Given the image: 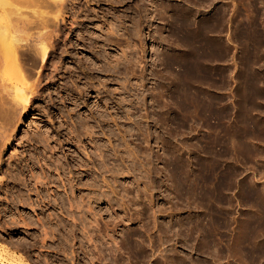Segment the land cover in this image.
<instances>
[{
  "label": "rangeland",
  "instance_id": "obj_1",
  "mask_svg": "<svg viewBox=\"0 0 264 264\" xmlns=\"http://www.w3.org/2000/svg\"><path fill=\"white\" fill-rule=\"evenodd\" d=\"M8 1L1 22L55 12ZM63 15L43 61L21 53L36 91L0 124V242L30 264H264V0H66ZM88 214L110 241L88 240Z\"/></svg>",
  "mask_w": 264,
  "mask_h": 264
},
{
  "label": "bare ground",
  "instance_id": "obj_2",
  "mask_svg": "<svg viewBox=\"0 0 264 264\" xmlns=\"http://www.w3.org/2000/svg\"><path fill=\"white\" fill-rule=\"evenodd\" d=\"M12 1V0H11ZM18 2L22 3V1H19L17 0ZM24 1H33V0H24ZM23 1V4L25 3ZM52 1V2H51ZM10 4L8 0H0V5L1 4ZM15 2V1H13ZM17 2V3H18ZM35 5L37 7V5L43 6V4L47 7V6H52L54 7V10L55 12H52L53 15H49L47 14L48 13V9H50L48 7L47 9V13H45V11H42V12H39L37 13V17H35L36 15L34 14V17L36 18V20L34 19V17L31 19H34V20H31L29 18H26L28 15L23 13L21 14L22 12L21 11H17L18 10V7L17 5L14 7L13 5V9H14V13H12L13 15L10 14V17H12L11 19H9L10 17H8V19L10 20L9 22L5 21V22H1L0 21V91L3 89V92L4 93H1L0 92V121H3V122H0V124L2 125L3 123V126L5 127L7 125V127L5 128L6 130H3L4 131V134H9V130L11 131V127H13V125L15 124V121L16 118H19V117H16L15 115V111L13 110L16 106L15 105H20L21 108H24L26 105V103L28 104L29 102V98L32 97L30 95H32L35 91H36V86H37V82H38V79L34 78L32 79V71H30V68L28 67H32L34 64H36V55L39 56V59L41 61H43L45 59V57H47V52H48V49H49V43H47V39H50L52 38L51 34L49 33V30L48 33L46 32L45 28L48 27L51 23V25H53V28H50L52 34L53 32H57L59 31L58 30V26H57V21L58 20H63L64 19V6H65V3H66V0H40V3L38 0H35ZM38 3V4H37ZM26 4V3H25ZM11 5V4H10ZM19 5V3H18ZM6 6V4H5ZM38 6V7H39ZM17 7V8H16ZM35 7V6H34ZM44 7V6H43ZM5 8H7V12L10 10V6H9V10H8V7H4V10H6ZM16 8V9H15ZM12 7H11V10L10 12H12ZM44 9V8H43ZM41 10V9H40ZM46 10V9H45ZM3 12V11H2ZM51 12V11H49ZM51 13V14H52ZM4 14V13H3ZM8 15V14H6ZM23 15V16H22ZM27 15V16H26ZM4 16V15H3ZM26 16V17H25ZM33 16V14L31 15ZM5 17V16H4ZM6 18V17H5ZM4 18V19H5ZM6 20V19H5ZM35 22L37 25V27H39V31H38V28L36 29V31H38V34L35 32V34H37L35 37L33 36V38H36V41L34 43V45H32L31 47H34V48H27V49H24L23 51H19V48L20 47V42L21 40H24L26 38L23 37V34H25L28 30L30 31V22ZM11 22V23H10ZM33 22V23H34ZM27 23H29V25H27ZM50 25V27H51ZM187 25V23H186ZM29 26V28H28ZM138 28V27H137ZM208 28V27H207ZM35 29V27H34ZM110 29V28H109ZM32 30V29H31ZM28 31V34L31 32ZM137 31V30H136ZM24 32V33H22ZM33 32V33H34ZM107 33V32H106ZM27 34V33H26ZM25 34V35H26ZM56 33H54L53 35H55ZM33 35V34H31ZM50 35V37H49ZM109 35V34H108ZM32 38V37H31ZM30 38V39H31ZM20 41V42H19ZM27 41V40H26ZM31 41V40H30ZM33 41V40H32ZM52 41V40H50ZM23 42V41H22ZM34 42V41H33ZM20 43V44H19ZM26 43V42H25ZM28 43H30L28 41ZM23 44V43H22ZM31 45V44H30ZM23 47V46H22ZM23 49V48H22ZM21 49V50H22ZM20 52V54L18 53ZM21 53L23 54L24 57H21ZM21 58H24L25 61H27L29 65L27 68H25L23 66V63L21 62ZM24 62V61H23ZM107 62V61H106ZM25 64V63H24ZM110 64V63H109ZM200 65V64H199ZM36 70V69H35ZM35 73V72H33ZM37 73V72H36ZM34 75V74H33ZM212 75V74H211ZM37 77V76H36ZM39 77V76H38ZM31 78V79H30ZM87 78V77H86ZM39 84V83H38ZM190 86V85H189ZM130 92V91H129ZM30 96V97H29ZM185 97V96H184ZM172 99V98H171ZM196 99V98H194ZM177 106V105H176ZM247 108V107H246ZM16 109V108H15ZM17 110V109H16ZM186 111V110H185ZM17 113V111H16ZM102 113V112H101ZM187 115V114H186ZM17 123V122H16ZM84 124V123H83ZM0 125V126H1ZM3 126H2V129H3ZM75 126V125H74ZM85 126V124H84ZM83 127V126H82ZM139 127V126H138ZM89 129V128H87ZM86 129V130H87ZM91 129V128H90ZM2 130H0V132L3 133ZM8 132V133H5ZM14 131V130H13ZM75 131V130H74ZM77 131V130H76ZM75 131V132H76ZM83 131V129H82ZM12 132V131H11ZM72 132V130H71ZM87 132V131H86ZM90 132V131H89ZM47 133V132H46ZM82 134V133H81ZM88 134V133H87ZM90 134V133H89ZM2 134L0 133V136ZM42 135V133H41ZM78 135V134H77ZM123 135V134H122ZM3 138L5 137L4 135H2ZM2 136L0 138H2ZM7 136V135H6ZM10 136V135H9ZM7 136V137H9ZM76 136V135H75ZM80 136V135H79ZM144 136V135H143ZM39 137V136H38ZM44 137V136H43ZM124 137V136H122ZM2 138V140H3ZM42 138V137H40ZM50 138V137H49ZM32 139L34 140V138L32 137ZM45 139V138H44ZM1 140V141H2ZM5 140H6V137H5ZM31 140V139H30ZM43 140V139H42ZM47 140V139H45ZM54 140V139H53ZM40 141V140H38ZM36 142V141H35ZM2 143V142H1ZM45 143H47L45 141ZM50 143V142H49ZM52 144V143H51ZM99 144V143H98ZM55 146V145H54ZM102 146V145H101ZM100 146V147H101ZM48 148V147H47ZM50 148V147H49ZM98 148V147H97ZM127 148V147H126ZM53 149V148H52ZM103 151V150H102ZM100 152V151H99ZM102 154V153H101ZM57 155V153H56ZM100 156V155H99ZM103 157V156H102ZM55 161V160H54ZM60 162V161H59ZM58 165V164H57ZM61 166V164H60ZM56 168V167H55ZM59 169V167L57 168ZM56 169V170H57ZM180 172V171H179ZM177 174V173H176ZM198 175V174H197ZM179 177V176H178ZM40 178V177H39ZM105 179V178H104ZM178 179V178H177ZM176 179V180H177ZM81 180V179H80ZM36 181V180H35ZM106 181V179H105ZM71 182V181H70ZM179 183V182H178ZM184 183V182H183ZM82 184V183H81ZM71 185V184H70ZM107 185V184H106ZM68 186V185H67ZM181 186V185H180ZM73 187V185H72ZM182 187V186H181ZM195 189V188H194ZM73 190V189H72ZM71 190V192H73ZM36 191V190H35ZM74 193V192H73ZM134 193V192H133ZM70 194V193H69ZM198 194V193H197ZM80 195V194H79ZM69 196V195H68ZM73 196V195H72ZM100 197V196H99ZM75 199V198H74ZM80 198H78L79 200ZM95 199V198H93ZM73 200V199H72ZM73 200L72 202H75V204H79L81 205V201L82 198L79 200V202ZM69 201V200H68ZM72 202H69L71 203L72 205ZM25 203V202H24ZM86 203V202H85ZM84 203V205H85ZM88 203V202H87ZM86 203V204H87ZM74 204V203H73ZM89 204V203H88ZM70 205V206H71ZM91 205V204H90ZM89 205V207H90ZM69 206V207H70ZM85 207V206H84ZM88 207V206H87ZM91 208V207H90ZM78 209V208H76ZM81 209V208H80ZM87 209V208H86ZM92 211V210H91ZM90 212V211H89ZM92 214V213H91ZM90 215V214H88ZM73 216V215H72ZM75 216V215H74ZM91 218H92V215H90ZM95 216V215H94ZM72 218V217H71ZM80 218V216H79ZM115 218V217H114ZM74 219V218H73ZM82 219V218H81ZM90 219V218H89ZM88 219V220H89ZM75 220V219H74ZM91 222H88L86 225L89 224V227H92V228H89L90 230H92V233L91 235H88V240L90 242H95L96 240L100 239V240H107L109 238V235H108V230H107V226H106V223L103 222L102 224L98 222V219L96 220V218H92V220L90 219ZM81 222V221H80ZM113 223V222H112ZM117 223V222H116ZM84 224V223H83ZM85 225V228H88L86 227ZM113 225V224H112ZM110 227V226H109ZM82 228V227H81ZM83 229V228H82ZM88 229V230H89ZM84 231V230H83ZM95 233H94V232ZM98 232V233H97ZM88 232V234H90ZM45 234V233H44ZM97 236L95 237L94 236ZM97 234V235H96ZM0 235H1V229H0ZM2 236V235H1ZM87 236V235H86ZM85 236V237H86ZM111 237V236H110ZM3 238V237H2ZM112 238V237H111ZM86 239V238H85ZM110 239V238H109ZM108 239V240H109ZM162 240V239H161ZM88 241V242H89ZM110 241V240H109ZM113 241V240H111ZM99 243V242H98ZM102 243V242H100ZM115 243V242H114ZM162 243V242H161ZM104 244V242H103ZM10 245V244H9ZM89 245V244H88ZM92 245V244H91ZM93 246H96V244L94 243ZM98 246V244H97ZM96 246V247H97ZM8 244L6 241H2L0 242V264H30L29 262H27V256H25L24 254H22L23 252H17L14 251L13 249L10 250L8 248ZM92 247V246H91ZM19 248V247H18ZM100 249V247H98ZM96 248L93 247V250L95 251ZM103 249V248H102ZM101 249V250H102ZM105 249V248H104ZM117 249V248H116ZM97 252V251H96ZM99 252V251H98ZM113 252V251H112ZM115 252V251H114ZM118 252V251H117ZM95 254V253H94ZM102 254V253H101ZM97 255V254H96ZM99 255V254H98ZM113 255V254H112ZM104 256V255H103ZM166 256V255H165ZM162 258V260L164 259V257ZM103 258V257H102ZM94 259V258H93ZM102 260V259H101ZM29 261V260H28ZM166 261V260H165ZM167 262V261H166ZM165 262H163L164 264Z\"/></svg>",
  "mask_w": 264,
  "mask_h": 264
}]
</instances>
